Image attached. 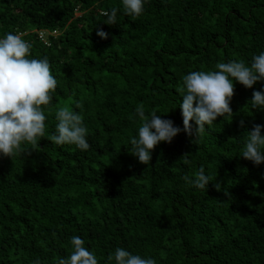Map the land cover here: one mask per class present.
I'll return each instance as SVG.
<instances>
[{
    "label": "trees",
    "instance_id": "obj_1",
    "mask_svg": "<svg viewBox=\"0 0 264 264\" xmlns=\"http://www.w3.org/2000/svg\"><path fill=\"white\" fill-rule=\"evenodd\" d=\"M112 8L116 25L106 24ZM145 8L137 18L122 0H0V36L23 34L58 80L46 137L0 156V264H57L74 235L99 264L117 247L158 264H264V164L241 157L248 131L264 124L251 104L264 81L234 82L233 114L202 140L181 132L155 147L150 165L131 154L137 106L183 128L186 74L251 63L264 51V0H148ZM59 107L83 116L89 150L51 141ZM201 166L213 179L208 191L182 179Z\"/></svg>",
    "mask_w": 264,
    "mask_h": 264
},
{
    "label": "clouds",
    "instance_id": "obj_2",
    "mask_svg": "<svg viewBox=\"0 0 264 264\" xmlns=\"http://www.w3.org/2000/svg\"><path fill=\"white\" fill-rule=\"evenodd\" d=\"M148 0H122L123 13L133 17L144 15ZM119 8L106 11V24L116 25ZM97 35L107 39L109 33L99 29ZM32 44L23 34L8 32L0 36V156L13 157L23 154L28 145H36L47 135L46 111L52 108L58 80L53 75L47 57L33 58ZM258 81H264V51L253 56L251 63L244 60H230L215 65V70L192 71L183 77L182 101L179 108L183 128L172 119L157 115V110L146 114L143 104L135 113L139 119L138 135L132 137L131 154L139 162L150 165L153 151L162 142L171 144L181 132L194 141L202 140L218 117L232 115L230 104L234 96V82L252 89ZM252 109L264 111V91L255 90L251 99ZM161 113V112H160ZM57 120L51 141L56 145H75L81 151L91 148L89 129L83 116L67 107L55 110ZM194 122V123H193ZM245 121L240 126L245 127ZM249 138L242 149V158L254 165L264 164V124H255L248 131ZM193 141V142H194ZM186 157V155H184ZM185 163L190 161L185 158ZM186 186L208 191L213 181L204 166L195 176L185 174ZM221 190L219 183L215 184ZM72 253L58 259L57 264H99L94 252L86 247L80 236H72ZM109 264H158L156 258L133 254L124 247H117L108 256ZM33 264H41L35 260Z\"/></svg>",
    "mask_w": 264,
    "mask_h": 264
},
{
    "label": "built area",
    "instance_id": "obj_3",
    "mask_svg": "<svg viewBox=\"0 0 264 264\" xmlns=\"http://www.w3.org/2000/svg\"><path fill=\"white\" fill-rule=\"evenodd\" d=\"M54 32V31H53ZM44 35H45V32L44 31H40L39 32V37L44 39ZM45 41V40H44Z\"/></svg>",
    "mask_w": 264,
    "mask_h": 264
}]
</instances>
